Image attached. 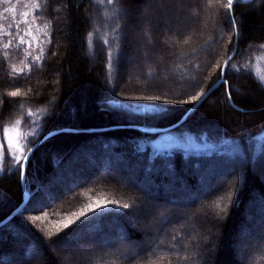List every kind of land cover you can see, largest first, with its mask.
<instances>
[{
  "label": "trees",
  "instance_id": "16d2710c",
  "mask_svg": "<svg viewBox=\"0 0 264 264\" xmlns=\"http://www.w3.org/2000/svg\"><path fill=\"white\" fill-rule=\"evenodd\" d=\"M115 9L118 19L107 0H0V128L20 120L26 147L57 130L29 157V199L0 226V264H65L57 246L81 234L93 244L68 264H264V172L257 167L264 164V0H236L232 24L215 0H117ZM21 36L35 37L31 49L18 47ZM139 40L151 56L142 55ZM234 47L232 67L221 73L217 65ZM27 51L41 61L33 64ZM221 75L231 102L221 81L175 128L135 127L176 123ZM17 88L26 95H7ZM229 157L239 165L218 181L219 167L208 170L229 165ZM74 158L90 167L72 163L83 180L69 189L61 177ZM2 165L0 221L24 202L22 165L7 154ZM198 180L210 181L208 189ZM97 200L130 207L73 215ZM160 215L162 223L151 226Z\"/></svg>",
  "mask_w": 264,
  "mask_h": 264
},
{
  "label": "snow or ice",
  "instance_id": "6c2138e0",
  "mask_svg": "<svg viewBox=\"0 0 264 264\" xmlns=\"http://www.w3.org/2000/svg\"><path fill=\"white\" fill-rule=\"evenodd\" d=\"M3 2L4 3H9L10 0H3ZM253 2L256 3L257 0H253ZM99 3L103 4L104 0H99ZM116 3H117V0H107V4L111 5L113 7V9H114V12H113L112 15L115 16L118 19L119 15H120V11H119V9H115ZM215 3L219 4L225 10V15L228 17V22L230 24H232L233 23V9H234V5L236 3V0H226V3H225V0H215ZM34 7L35 8H40L41 6H40L39 3H34ZM10 10L11 11H15V9L5 8L4 12H8ZM28 15H29L28 12L23 13V16L25 18H27ZM22 23L28 25V31L25 33V35H31L32 24L29 23L27 19H24L22 21ZM37 26H39V25H37ZM45 27H47V25H45ZM233 27H235V25H233ZM15 28H16L17 31H19L20 25L16 24ZM119 33H120L119 25H113L112 32H111V38H112L113 42L116 43V44H119V42H120ZM0 34H3V33H0ZM108 35H109L108 33L104 34V38L102 40V45H107L108 44ZM235 35H237V36L240 35L238 30L235 31ZM91 36H92V33H89V37H91ZM34 40H35V37H33V40L25 41L23 36H21L19 38V41H18V47L21 46V45L27 44L28 49H31L32 46H33V41ZM48 42L51 43L50 36L48 38ZM185 42H187V41H185ZM11 43H12V41L10 39L8 41V44L3 45V47L4 48H8L11 45ZM88 43H89V46L91 47V44H92L91 39H89ZM37 47H39L38 43H37ZM261 47L264 48V45H261ZM235 50L236 49L234 47V51ZM105 51L107 52V49H105ZM25 55L29 56L32 59L33 64H37V63H39L41 61V57L39 55L31 56V52L30 51H27L25 53ZM107 56L109 58H111L112 53L111 52H107ZM231 59H232V57L230 56L229 59L227 61H225L223 66H221L219 64L217 65V68L221 71V73L228 71L232 67V65L230 64ZM26 67L28 69V72H30L31 71V65H27ZM12 70L17 72L18 76L26 75L24 68H20L18 70L13 68ZM218 80L222 81L223 84L225 85V95L229 99V101L231 102V88L228 86V81L225 79V77L223 75L219 76ZM261 83H264V80H261ZM7 95L12 97V98H17V97H20L22 95H26V93H22L21 89L17 88V89H15L13 91L8 92ZM206 95H207V92H203V93L200 94V96H206ZM199 98L200 97L198 96V97H193L192 99L193 100H197ZM21 108H23V104H21ZM44 111H46V109ZM27 115L30 118L31 116L35 115V113H33L31 111H28ZM15 123H16V125H21V121L20 120H17ZM0 134H2L5 137V143L4 144H0V149L7 148L8 153H9V157L12 160H14L16 164H19V165L23 166L24 162L28 160V156L25 155V152L26 151H31L30 147L21 146L16 141H13L12 138L8 136V130L6 128H0ZM20 138L27 139L26 137H23V136H21ZM13 148H15V151H13ZM17 153H19L20 155H17ZM0 171H3V167L2 166H0ZM109 205H115V206L121 207L123 209H128L130 207V205L128 203L121 204L120 201H118V200H110V201L106 200L104 203H101L99 200H97V202L94 205L89 204V205L86 206L85 209H81L79 212L74 213L73 215H75L77 217V219L79 220L82 217H86V215L89 212L94 213L97 209L107 208ZM32 219H33V222H34L36 220H40L41 217L37 216V217H34ZM72 223H74V221L71 218H69L66 222H64V227L67 228ZM51 236H52V234L49 233V238H51Z\"/></svg>",
  "mask_w": 264,
  "mask_h": 264
},
{
  "label": "rangeland",
  "instance_id": "374dc122",
  "mask_svg": "<svg viewBox=\"0 0 264 264\" xmlns=\"http://www.w3.org/2000/svg\"><path fill=\"white\" fill-rule=\"evenodd\" d=\"M178 6L176 5V8H177ZM169 12V11H168ZM189 13V12H188ZM170 14V13H169ZM172 14V13H171ZM173 15H174V18L176 19V13H173ZM179 22V21H178ZM144 24V23H143ZM139 28H140V30L142 31V35H143V40H144V42H149L150 43V45H152L151 43L152 42H150L149 41V35H148V27L146 28V25H145V27H143V25L141 24L140 26H139ZM150 30V29H149ZM141 40H139V42H138V44H137V46L136 47H138V49H140V51H141V53H142V55L145 57V56H147V55H150L151 56V54H152V49L150 48V46L149 45H146L147 43H141L140 42ZM148 43V44H149ZM145 44V45H144ZM134 54H136V52H134ZM133 56V55H132ZM135 57V56H134ZM3 128H6L7 130H8V136L9 137H11L12 138V140L13 141H16L17 143H19L21 146H26L25 145V139H22V138H20L21 136H23V137H25V135L23 134V132H22V130H21V128H20V126L19 125H16V124H12V125H6V126H4ZM262 136H264V134L262 135ZM163 139H165V140H163L164 142H167V143H170V141L172 140V137H170L169 135L168 136H166V137H164ZM169 141V142H168ZM5 143V137L2 135V134H0V144H4ZM13 151H15V148H13ZM8 155L9 156V153H8V150H7V148H3V149H0V166H2L3 167V165H2V163H3V158H4V155ZM17 155H20L19 153H17ZM77 158H74V159H72L71 160V163L69 164V165H67L66 166V173H70V175L68 176V178H66V177H61V178H65L66 180L64 181V180H61V181H63V182H66V181H68L67 182V186L68 187H70L69 189H72V188H74L75 187V185H76V183H77V181H82L83 180V178H82V176H80L81 174L79 173V169H78V167L77 166H73V162H75L76 163V165H77V163H79L78 165H79V167L80 168H82V166H88V167H90V163H88V162H83L82 160H76ZM83 159V158H82ZM233 159V158H232ZM230 159V157H229V165H226L225 166V163L224 162H222L221 163V165H216L215 164V166H213V168L211 169V170H208L209 171V173L210 174H215V169H217V167H219L218 169H217V171H219V173L217 174V178H218V181H219V179L220 180H222L224 177H225V172H227V171H229V173H231V171H233V169L235 168L234 166H233V169H232V166H231V164H236L237 163V161L235 160V159ZM84 160V159H83ZM70 161V160H69ZM68 161V162H69ZM88 161V160H87ZM74 163V164H75ZM236 165H239V161H238V164H236ZM263 166V167H262ZM124 167H125V165H124ZM257 167H259V169H262L263 168V172H264V164H262V162H258L257 163ZM254 168V170H257L258 168ZM227 168H229V169H227ZM125 169H126V167H125ZM220 171H223L222 173L220 172ZM234 172V171H233ZM59 174V172L58 173H56V175L53 177V180H55V178L57 177V175ZM67 174H65V176H66ZM215 177V178H216ZM234 180V179H233ZM199 181V180H198ZM121 182L122 183H124V181H122L121 180ZM150 185H154L153 184V182H151V181H147ZM199 183H200V181H199ZM198 183V184H199ZM209 183H210V181H206V182H201L198 186H199V189H201V190H207L208 188V186H209ZM143 186H144V184H143ZM147 186V185H146ZM145 187V186H144ZM182 188H184V187H182ZM198 189V188H197ZM50 190H52V189H50ZM49 191V190H48ZM47 196V195H46ZM254 202H255V200H254ZM255 204L256 203H254V205H252V207H253V209L255 210ZM204 214V213H203ZM262 217L264 218V215H262ZM76 217H74V218H71V219H75ZM202 219H203V217H202ZM202 219H201V221H202ZM203 222V221H202ZM151 226H156V225H158V224H161L162 223V218H161V215H160V217H158V218H154L151 222ZM205 223V222H204ZM108 225H111L110 223L109 224H107V227H108V229L110 228ZM205 227L207 226V224L206 225H204ZM95 232V230H92V233H94ZM90 236L89 235H87V238L88 239H90L89 238ZM72 239V242H62L61 244H59V246H57L58 248H57V250H58V255H59V257L60 258H63V260L61 259V261H64V263L65 264H68V259H70L72 256L71 255H73V254H77L79 251H81V250H84V248H87V247H89V245L90 244H93V242L92 241H89V240H85L84 239V236H83V234H81V235H78V236H76V237H72L71 238ZM242 240V239H241ZM100 241H102V240H100ZM103 242H106V240H103ZM238 249L237 250H239L240 249V246H238L237 247Z\"/></svg>",
  "mask_w": 264,
  "mask_h": 264
},
{
  "label": "water",
  "instance_id": "95a60500",
  "mask_svg": "<svg viewBox=\"0 0 264 264\" xmlns=\"http://www.w3.org/2000/svg\"><path fill=\"white\" fill-rule=\"evenodd\" d=\"M245 1V0H244ZM236 49V47H235ZM236 51V50H235ZM235 51L230 55L231 57L234 55ZM229 59V58H228ZM221 83L220 80H218L216 83H214L212 86H210L205 92H207L206 96H200L199 99L196 100V102L188 109V111L174 124L164 127V128H146V127H142V126H135L136 128H139L141 130L144 131H149V132H154V131H166L172 128H175L176 126L180 125L185 118L187 117V115L196 107H198L207 97L208 95L211 93V91L217 87L219 84ZM101 129V128H100ZM104 129V128H102ZM57 130L55 131H51L48 132L47 134H45L42 138H40L37 142H35L31 147V151H27L25 155L28 156V160L30 155L32 154V152L36 149V147L38 145H40L45 139H47L50 135H52L53 133H55ZM28 160L24 162L23 166H22V182H23V188H24V202L18 206L10 215H8L7 217H5L3 220L0 221V226L3 225L4 223H6L9 219H11L17 212H19L23 206L25 205V203L27 202V200L29 199V193L27 192L26 188H25V180H26V174H25V169L28 163Z\"/></svg>",
  "mask_w": 264,
  "mask_h": 264
}]
</instances>
